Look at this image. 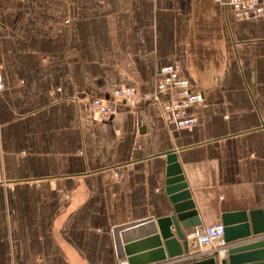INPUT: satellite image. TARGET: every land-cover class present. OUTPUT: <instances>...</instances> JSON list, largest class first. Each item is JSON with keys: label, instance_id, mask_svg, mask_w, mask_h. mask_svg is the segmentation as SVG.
Masks as SVG:
<instances>
[{"label": "crops", "instance_id": "obj_1", "mask_svg": "<svg viewBox=\"0 0 264 264\" xmlns=\"http://www.w3.org/2000/svg\"><path fill=\"white\" fill-rule=\"evenodd\" d=\"M174 62L204 97L194 126L174 135L140 99L90 111L115 87L149 91L155 68ZM0 76V264H116L114 225L171 212L169 150L196 228L264 207V15L236 20L213 0H0ZM260 240L144 264L215 250L214 264H264V245L228 260Z\"/></svg>", "mask_w": 264, "mask_h": 264}, {"label": "water", "instance_id": "obj_2", "mask_svg": "<svg viewBox=\"0 0 264 264\" xmlns=\"http://www.w3.org/2000/svg\"><path fill=\"white\" fill-rule=\"evenodd\" d=\"M177 135V132H174ZM165 169L163 190L171 212L159 217L145 218L120 223L112 227L116 264H144L166 257L188 254L187 238L184 233L203 222L199 215L191 192L185 181L177 155L173 150L164 152ZM222 243L225 246L232 241L249 236L251 233H264V207L222 211ZM264 240L255 242L244 248L227 250L229 262L237 261L233 253L241 249L260 247ZM216 250L214 252V255ZM214 255L198 259H187L181 264H214ZM125 257V262L123 258ZM221 264H226L221 260Z\"/></svg>", "mask_w": 264, "mask_h": 264}, {"label": "built area", "instance_id": "obj_3", "mask_svg": "<svg viewBox=\"0 0 264 264\" xmlns=\"http://www.w3.org/2000/svg\"><path fill=\"white\" fill-rule=\"evenodd\" d=\"M227 8L233 15L234 19H252L260 17L264 13V7L261 6L260 0H213ZM181 66L178 62L160 65L156 68L153 81L154 89L150 91V100H157L160 93L170 95V100L165 105V110L173 116L174 125L177 129L187 128L193 124V121L186 112L189 105L202 101L203 94L193 91L190 88L187 79L181 76ZM3 87L0 76V89ZM152 87V88H153ZM135 88L131 86H118L112 89L110 99L102 100L92 98L89 109L91 112L100 117H107L113 112L114 103L131 104L135 97ZM147 96L146 94L143 97ZM173 98L180 100L182 103L173 101ZM187 100L185 101V99ZM192 227L188 231L187 247L189 254H196L204 246H209L213 242L222 238V224L204 225L201 230Z\"/></svg>", "mask_w": 264, "mask_h": 264}, {"label": "rangeland", "instance_id": "obj_4", "mask_svg": "<svg viewBox=\"0 0 264 264\" xmlns=\"http://www.w3.org/2000/svg\"><path fill=\"white\" fill-rule=\"evenodd\" d=\"M260 4H261V6L262 7H264V3H263V0H260ZM228 10V9H227ZM232 14V13H231ZM263 15H264V13H263ZM262 15V16H263ZM237 20V19H236ZM238 20H243V19H238ZM175 63V62H174ZM179 63V62H178ZM180 64V63H179ZM180 66H181V64H180ZM155 71H156V68H155ZM155 71H153V78H152V81H151V89L149 90V91H147V92H142V93H137V89H136V87H134V86H131V85H124V86H131V87H134L135 89V97H134V100H133V102L131 103V104H133L137 99H140V100H142V101H145L146 103H150V102H153V103H156V104H158V106H159V109H160V114H161V116L164 118V120H165V122H166V124H167V127L169 128V130L171 131V132H178L179 130H182V129H185V128H181V129H177L176 127H175V125H174V120H173V116L169 113V112H167L166 110H165V105L168 103V101L170 100V95L169 94H167V93H160L159 95H157L158 96V98H157V100H150V95H151V93H150V91L151 90H153L154 89V87H153V81H154V78H156V76H155ZM180 72H181V69H180ZM181 74V73H180ZM182 76V75H181ZM182 77H184V76H182ZM185 79H187L186 77H184ZM188 80V79H187ZM188 82H189V80H188ZM189 85H190V88L193 90V91H196V92H198V90H195L194 88H192L191 87V84H190V82H189ZM153 87V88H152ZM144 94H146L147 96H145V97H143V95ZM111 96V95H110ZM187 100V98L185 99V101ZM203 100H204V97H203V99H202V101H200V102H197V103H192V104H190L189 105V108H188V110H187V116H189L192 120H194L193 121V124L190 126V127H192V126H194L196 123H197V119L193 116V115H191L190 113H189V109L192 107V106H194V105H197V104H201L202 102H203ZM173 101H175V102H177L178 104L179 103H182L180 100H178V99H176V98H173ZM125 104V103H124ZM89 105V104H88ZM187 128H189V127H187ZM115 176H117V173H115L114 174ZM206 225H213V224H206Z\"/></svg>", "mask_w": 264, "mask_h": 264}, {"label": "bare ground", "instance_id": "obj_5", "mask_svg": "<svg viewBox=\"0 0 264 264\" xmlns=\"http://www.w3.org/2000/svg\"><path fill=\"white\" fill-rule=\"evenodd\" d=\"M200 225V224H199ZM196 226H198V225H196Z\"/></svg>", "mask_w": 264, "mask_h": 264}]
</instances>
